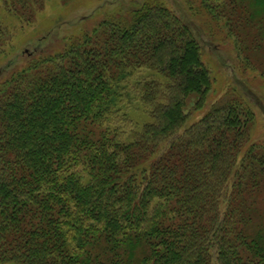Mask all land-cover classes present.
Returning <instances> with one entry per match:
<instances>
[{"label": "trees", "instance_id": "obj_1", "mask_svg": "<svg viewBox=\"0 0 264 264\" xmlns=\"http://www.w3.org/2000/svg\"><path fill=\"white\" fill-rule=\"evenodd\" d=\"M202 7L264 79V0ZM65 40L0 81V264H264L257 116L231 92L192 121L213 79L185 20L149 0Z\"/></svg>", "mask_w": 264, "mask_h": 264}, {"label": "rangeland", "instance_id": "obj_2", "mask_svg": "<svg viewBox=\"0 0 264 264\" xmlns=\"http://www.w3.org/2000/svg\"><path fill=\"white\" fill-rule=\"evenodd\" d=\"M149 0H0V22L4 41L0 42V81L40 54L61 51L71 37L88 32L106 18L119 16ZM170 8L191 27L198 37L203 61L212 73L213 90L203 111L192 112V121L202 118L210 107L228 93L240 92L257 116L252 141L264 144V79L257 70L245 69L228 31L211 18L202 0H151ZM122 13V14H121ZM149 72H137L133 80ZM238 93V94H240ZM136 108L131 116L143 115Z\"/></svg>", "mask_w": 264, "mask_h": 264}]
</instances>
